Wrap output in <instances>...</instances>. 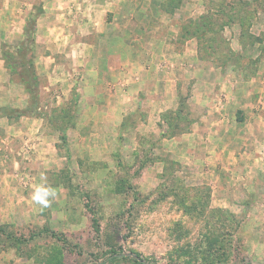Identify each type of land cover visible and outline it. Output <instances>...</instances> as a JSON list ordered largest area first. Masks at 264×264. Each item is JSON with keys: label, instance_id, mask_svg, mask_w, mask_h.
Segmentation results:
<instances>
[{"label": "rangeland", "instance_id": "374dc122", "mask_svg": "<svg viewBox=\"0 0 264 264\" xmlns=\"http://www.w3.org/2000/svg\"><path fill=\"white\" fill-rule=\"evenodd\" d=\"M128 2L156 12L145 24L165 26V62L145 66L157 74L150 96L131 77L138 65L122 66L130 76L117 81L105 60L87 62L80 12L53 40L57 0H0V264H138L137 254L152 264H264L260 131L201 137L194 126L219 111L239 127L264 122V0ZM156 34L135 32L145 58ZM191 56L207 81L209 69L218 74L211 91L193 87ZM198 91L205 104L193 107ZM219 150L229 160L211 161ZM45 180L57 198L42 208L31 194Z\"/></svg>", "mask_w": 264, "mask_h": 264}, {"label": "crops", "instance_id": "0c3cea01", "mask_svg": "<svg viewBox=\"0 0 264 264\" xmlns=\"http://www.w3.org/2000/svg\"><path fill=\"white\" fill-rule=\"evenodd\" d=\"M53 17L55 16L57 19H60L61 21H53L52 26V32H53V40L54 35L60 33H64L66 31V34L69 32H72L73 29H69L64 26L65 20L69 25H72L71 21H74L78 14L74 16L73 12L77 13L80 12L81 18V30L84 33L83 42L81 43L83 50L80 52L82 56H84L87 60V62H96L99 61L102 63L103 60L106 61L105 65H107V71L112 69V72L110 75L113 78H116L117 81H120L123 79V77L130 76L126 72L123 71L122 66L131 65L134 66L135 64L138 65L135 73L131 75H136L137 78H140L142 80V85H145V87H142V91H145L144 94L146 96L153 95V93H156L155 87L149 88L147 87L148 84L152 85V81L154 80V77H157V74L152 69H146L145 66H154L158 64L159 62H165L163 51L165 48H167L169 45H167V39L164 37L162 32L164 31V25H155V24H145L141 21L140 18L146 17V16H154L157 17L156 12L154 13L153 10H145V11H135L134 8H132V4L128 2V0H96L95 2H90V0H57V3L53 5ZM150 12V14H149ZM97 18V19H95ZM110 19V20H109ZM131 22V23H127ZM71 23V24H70ZM144 25L143 28H141ZM142 31H149L153 33H158V31H161L158 33L160 36H162L157 42H155V49L151 52L152 56L150 58H145V52L138 51L139 45L138 41L140 40L138 37L136 38L135 32H142ZM96 33L97 34L96 36ZM156 34V36H158ZM69 35L67 36V39H69ZM55 40H62L64 37L60 38L59 36L55 37ZM141 38V37H140ZM98 41V45L95 44V42ZM104 42V43H103ZM170 44L174 43L172 41H169ZM137 43V44H135ZM157 44V46H156ZM186 45V44H185ZM186 47V46H185ZM101 50H100V49ZM102 51L104 54H100L97 56V52L94 51ZM139 53L141 58H137L135 54ZM84 54V55H83ZM95 55V57H92ZM188 57L186 56H175L172 58L171 62L178 63L180 61L185 62ZM54 60V56H53ZM189 61H191L196 69L194 70V83L193 87H199L201 88L202 83H205L208 90H212L215 88L216 80L218 79V74L215 72V80H213V73L214 70L211 68L209 69L208 75H212L207 81V79L204 77L207 76V74L202 73V69L199 68L198 65V58L196 56H191L189 58ZM104 65V64H103ZM113 66V67H111ZM105 68L100 69V73L105 72ZM106 71V72H107ZM165 73V72H164ZM233 75L234 72L231 71L230 75ZM164 75V74H163ZM212 78V79H211ZM135 80V79H134ZM164 80V79H163ZM156 81V80H155ZM158 81V80H157ZM224 86L222 89H224L226 93V98L229 99V101L234 98L238 97L236 96L235 92V84H231L232 79H223ZM147 84V85H146ZM221 85V83H220ZM206 86H204L206 88ZM157 88V86H156ZM141 89V88H140ZM155 90V91H154ZM199 92V91H198ZM199 98L194 96L193 100V107L195 104H199L198 106L202 105L205 100L204 94L205 92H199ZM258 94L261 93V96L258 97V103H263L264 105V85L261 87V89H258ZM142 92V95H144ZM140 95V93H139ZM164 94L161 92L160 96L162 97ZM209 95V94H208ZM165 96V95H164ZM139 97V96H138ZM211 102H208V105L211 104V112L214 113V111L219 108H217V104L219 102H216L215 100V94L212 95ZM196 99V103H195ZM238 99V98H237ZM263 99V100H262ZM240 100V99H239ZM165 100H163L164 103ZM167 101V100H166ZM243 102V101H242ZM162 103V104H163ZM205 104V103H204ZM236 105L237 103L234 102ZM241 104V103H240ZM242 107V106H240ZM260 108V106H258ZM243 109V108H242ZM264 109V108H263ZM198 110V109H197ZM163 111V110H162ZM217 117V119H216ZM216 117H212L211 119L207 115H203L196 123H195V129H201L205 128V133L201 134V137H204L205 134L212 133L213 129H230L231 127L239 128L240 130L246 129L250 133L254 134L255 130L260 131V135L263 137L260 149L264 151V122L258 120L254 122V125H250L249 123H246L244 126L239 127L237 122H231L227 123L225 122V118L223 114L219 111V113L216 115ZM37 125V122H24V128L25 129H32L34 126ZM229 127V128H228ZM35 128V127H34ZM196 131V130H195ZM247 131V133H248ZM220 132L213 131V134H218L219 137H222ZM216 154L217 158L211 157V161L214 159L224 160L227 158L229 160L228 154L221 150L218 151V153L213 152ZM264 158V153H263Z\"/></svg>", "mask_w": 264, "mask_h": 264}, {"label": "clouds", "instance_id": "9594fccd", "mask_svg": "<svg viewBox=\"0 0 264 264\" xmlns=\"http://www.w3.org/2000/svg\"><path fill=\"white\" fill-rule=\"evenodd\" d=\"M57 198V191L45 180L43 183L34 185L31 194L32 201L42 208L50 207L52 201Z\"/></svg>", "mask_w": 264, "mask_h": 264}, {"label": "trees", "instance_id": "16d2710c", "mask_svg": "<svg viewBox=\"0 0 264 264\" xmlns=\"http://www.w3.org/2000/svg\"><path fill=\"white\" fill-rule=\"evenodd\" d=\"M28 30H29V32H28ZM26 32L27 33H29V35L27 36V37H34V35H35V23H33L30 27H29V29L27 28V30H25V34H26ZM31 41L33 42V44L35 43L34 41L35 40H33V39H31ZM65 139V137H63V140ZM0 232H2V230L0 229ZM138 257H140L138 254H137V257H136V261L138 262V264H152V263H150L147 259H145V258H138ZM110 260H112V258H110Z\"/></svg>", "mask_w": 264, "mask_h": 264}]
</instances>
